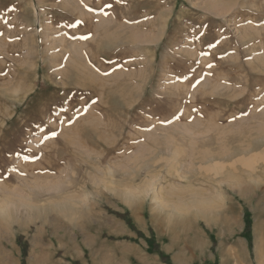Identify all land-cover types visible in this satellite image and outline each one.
<instances>
[{"label":"rangeland","instance_id":"374dc122","mask_svg":"<svg viewBox=\"0 0 264 264\" xmlns=\"http://www.w3.org/2000/svg\"><path fill=\"white\" fill-rule=\"evenodd\" d=\"M0 264H264V0H0Z\"/></svg>","mask_w":264,"mask_h":264},{"label":"trees","instance_id":"16d2710c","mask_svg":"<svg viewBox=\"0 0 264 264\" xmlns=\"http://www.w3.org/2000/svg\"><path fill=\"white\" fill-rule=\"evenodd\" d=\"M119 217L125 219V216L119 215ZM249 228H250V221L247 222L246 231H249ZM163 259L165 260L166 258H163Z\"/></svg>","mask_w":264,"mask_h":264},{"label":"bare ground","instance_id":"6f19581e","mask_svg":"<svg viewBox=\"0 0 264 264\" xmlns=\"http://www.w3.org/2000/svg\"><path fill=\"white\" fill-rule=\"evenodd\" d=\"M230 188V187H229ZM230 190H231V188H230ZM51 194V193H50ZM27 195V194H26ZM52 200V199H51ZM65 200H67V199H65Z\"/></svg>","mask_w":264,"mask_h":264},{"label":"snow or ice","instance_id":"6c2138e0","mask_svg":"<svg viewBox=\"0 0 264 264\" xmlns=\"http://www.w3.org/2000/svg\"><path fill=\"white\" fill-rule=\"evenodd\" d=\"M25 159H27V157H25Z\"/></svg>","mask_w":264,"mask_h":264}]
</instances>
